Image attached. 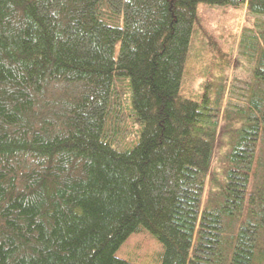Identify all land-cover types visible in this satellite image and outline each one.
<instances>
[{
	"label": "trees",
	"instance_id": "obj_1",
	"mask_svg": "<svg viewBox=\"0 0 264 264\" xmlns=\"http://www.w3.org/2000/svg\"><path fill=\"white\" fill-rule=\"evenodd\" d=\"M201 3L264 19V0H0V264H134L116 251L140 231L158 264H264V21L222 131L226 87L180 94Z\"/></svg>",
	"mask_w": 264,
	"mask_h": 264
},
{
	"label": "rangeland",
	"instance_id": "obj_2",
	"mask_svg": "<svg viewBox=\"0 0 264 264\" xmlns=\"http://www.w3.org/2000/svg\"><path fill=\"white\" fill-rule=\"evenodd\" d=\"M263 21L262 17L248 14L245 8L233 9L204 3L198 5L189 51L184 64L180 94L186 99L198 102L207 95L214 100L216 92L222 86L226 87L227 92L222 108L230 112L231 118L227 123L221 124L222 131L226 127L238 129L241 126L242 120L239 119L236 109L244 105V99L252 82L253 71L257 65L256 59L253 66L248 59L240 55V43L244 34L258 31ZM255 35L258 36V33ZM246 49L252 55H257L253 50V45L247 46ZM126 91L125 81L115 84L114 98L117 103H124L123 93ZM125 119L123 115L119 123V130L124 128L123 132L114 136L120 148L132 145L135 137L134 127L128 126ZM115 123L117 124V119ZM262 146L264 147L263 144ZM221 153H224V149H217L213 160L217 177L220 173ZM257 157L264 164V152L262 154L259 152ZM262 164H258L257 170L255 169L258 181L264 174ZM206 201L205 199L204 203ZM160 252L159 243L148 232L140 231L131 234L121 244L116 251V256L134 264H158Z\"/></svg>",
	"mask_w": 264,
	"mask_h": 264
}]
</instances>
